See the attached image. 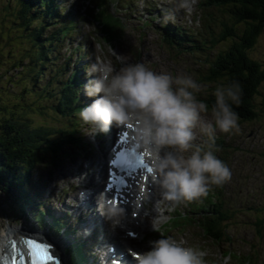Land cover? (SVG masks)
<instances>
[{
    "label": "rangeland",
    "instance_id": "1",
    "mask_svg": "<svg viewBox=\"0 0 264 264\" xmlns=\"http://www.w3.org/2000/svg\"><path fill=\"white\" fill-rule=\"evenodd\" d=\"M14 1L0 0V122L3 119L2 114L8 115L6 111L13 112L14 115L17 114L16 118H24L33 127L39 125L51 127L55 133L53 135L48 133L47 136L52 138L59 136L63 126L70 128L66 131L67 135L74 134L73 123L70 124L68 120L62 119L58 113L54 112L53 105L57 102V94H53L55 90L44 95L42 88L47 87L45 85L49 83L50 86L57 88L58 81L69 78L72 67H76L75 64H78L81 59L88 65L95 62L96 57L100 55L99 49L101 47L106 52L107 47L111 46L116 54L126 57L128 63H143L158 73L191 75L202 85V91L197 94L198 99L206 103V98L214 91V87L202 79L204 73L209 71L212 62L219 58L220 51L238 40L233 36L232 39L209 47V38L217 37L221 32H224V27L220 24L223 19L228 20L226 22L231 23L230 26L232 25L231 17L228 19L231 13H227V17H224V10L211 7L209 11L214 20L210 21L212 26V31H210L203 27L209 20L203 19L201 12L204 13L208 10L200 5V0H197L190 15L188 11L179 7L181 0H102L101 24L104 26L102 33L105 38L100 33L97 23L84 15L83 0H60L67 12L73 13L76 23L68 34L64 35V39H58L55 41L54 47H50L49 58L45 64L43 66L37 65L40 73L37 82L32 85L28 74L29 69L26 66L31 59L26 53L32 46L19 36L27 35L30 29H20L21 27L16 25L18 20L14 15L16 10ZM107 3L113 5V7L110 5V10L112 7L111 14L104 10ZM60 11L62 17L53 26L45 30L43 37L52 28L62 25L64 20L62 5H60ZM121 17L122 19H120ZM145 20L148 26L140 29ZM161 23L164 27L174 24L196 31L197 37L205 39L206 42L204 45L202 44V49L199 51H194V47L191 49L179 47L170 41L166 35L165 40L162 39L161 36L165 29L160 27ZM234 25H236L237 31L246 26L245 23L241 22ZM189 43L197 45L198 42L191 38ZM81 45L83 46L81 47ZM74 47H80L81 50L74 51ZM247 51L252 59L264 61V26L261 28L254 46ZM78 54L79 57H77ZM22 58L23 60L19 62ZM109 59L116 68L121 66L116 61L115 56L109 55ZM88 69L84 72V74L87 72L84 79L92 77ZM213 79L217 80L218 77ZM259 89L260 95L264 96V91L262 93L264 81ZM89 100L92 98L85 99L87 105L90 104ZM255 105L253 121L244 122L240 118V131L238 133L224 134L217 131V136H222L224 141L222 144L216 143L219 148L216 155L228 165L232 176L231 180L222 187H213L212 189V191H222L226 208L221 209L219 203H215V205L220 212L228 213L229 210L235 212L233 217L229 215V218L223 221L224 228H222V223H219L218 229H222L220 243L217 244L216 241L206 239L200 228L194 223L173 228V222H170L168 225H171L172 228L162 238L171 236L175 239H183L188 245H198L208 249L211 255L221 254L223 251L225 252L224 256L231 253L230 264H250V262L254 263L255 260V264H264V110L258 109L259 103L256 101ZM205 118L210 119V116ZM75 121L77 122L76 127L80 129L77 135L82 138L85 144L83 150L77 152L78 148H72L56 155L50 153L49 156L54 157L55 155V158H47L45 162H35L30 174L31 181L25 184L31 192H37V196L41 195V191H39L41 189L43 195H41L40 201L46 205H51L54 211L60 212L70 208L71 221L74 220V214L78 212L73 207L79 204L74 198L77 195H82L80 189L76 188L81 180H74V177L76 175L85 176L86 172L82 167L83 159L92 158L95 160L96 157L102 155L105 138L109 132L100 133L96 136L95 126L87 124L83 120L76 119L73 122ZM5 127L6 123L3 121L0 124V133H5ZM205 141L206 137L197 132L196 143L203 144ZM96 144L99 146L98 150L94 148ZM91 145L92 151L89 150ZM221 150L225 151L226 158H222ZM72 151L75 152L71 153ZM67 156L69 158L65 159ZM85 166L87 167V161ZM77 169L80 170L77 171ZM13 195H15V190H10L7 194L0 187V238L10 226L20 227L29 236L34 235L32 230L43 231L46 236L52 237L56 242H61V252L64 251V254L66 246L60 239L62 238L60 233L56 234L50 225L44 221L42 225H38L34 219L30 218L29 220L30 214L28 213L25 216H20L13 207ZM214 200L216 201V196ZM153 202L155 200L150 202L152 204L146 205L147 215L133 217L139 219L138 237L131 239L125 235L124 231L120 232L116 225L103 215L104 218L96 228L97 243L103 238L101 244L104 248L106 241L116 243L121 236H124L128 239L123 244V248L133 246L147 250L149 242L155 241L152 232L153 219L161 217V224H163L175 207L182 211L186 207L185 203L174 205L171 202L163 201L157 210L155 205L158 201ZM221 202H223L222 199ZM33 207H29L28 210ZM97 210L102 214L101 205L98 204ZM86 212L88 215L95 214L92 209ZM197 216L196 213L191 215L194 218ZM260 221L262 224L258 225ZM161 224L160 229L164 230L165 227ZM133 230L135 232L134 228ZM79 234L80 232L77 233V235ZM200 239H204V241L198 242ZM72 253V251L69 252V256L73 255L75 258L71 264H77L79 262L78 255Z\"/></svg>",
    "mask_w": 264,
    "mask_h": 264
},
{
    "label": "clouds",
    "instance_id": "2",
    "mask_svg": "<svg viewBox=\"0 0 264 264\" xmlns=\"http://www.w3.org/2000/svg\"><path fill=\"white\" fill-rule=\"evenodd\" d=\"M196 2L181 0L179 7L190 15ZM99 52L89 65L92 78L84 85L92 102L80 110V118L95 126L98 134L113 127L133 126L134 146L148 153L152 179L164 201L179 205L206 198L213 187L231 180L230 168L216 155V139L217 131H240V116L233 107L242 102L238 80L222 79L209 108L198 99L202 85L191 75L158 73L143 63H128L111 46L106 52L101 47ZM109 55L115 56L119 68ZM197 132L206 137L205 143H196ZM102 215L118 225L125 209L106 204ZM161 222V217L153 219V231H161ZM133 255L136 264H230L228 256L211 255L206 248L171 236L150 241L147 250Z\"/></svg>",
    "mask_w": 264,
    "mask_h": 264
},
{
    "label": "trees",
    "instance_id": "3",
    "mask_svg": "<svg viewBox=\"0 0 264 264\" xmlns=\"http://www.w3.org/2000/svg\"><path fill=\"white\" fill-rule=\"evenodd\" d=\"M14 2L16 6L14 15L18 20L16 25L18 24V26L21 27L20 29H30L27 35L19 36L28 41L32 46L26 53L31 58L26 66H28L29 79H31L33 85L37 82V77L40 73L37 65L43 66L45 64V61L49 58L48 54L51 49L50 47H54V44H56L55 41L58 39H64V35L68 34L69 30L75 25L76 20L72 13L64 10L62 25L52 28L51 31L43 37L45 30L53 26L62 17L60 3L57 2L53 6V0H15ZM199 3L208 10L204 13L202 12V17L203 19L209 20L203 27L210 31H212L210 21L214 20L209 11L211 7L224 10V17H227V13H231L228 19L231 17L232 25L230 26L231 23L226 22L228 20L225 19L220 22L224 27V32H221L217 37L210 38L212 47L219 42L232 39L233 36L238 39L230 43L231 46L220 51L219 58L212 62L209 71L204 73L202 79L212 84L214 89L222 79L227 78L229 81L238 80L243 89L242 102L239 107L235 105H233V107L235 111L238 112L240 118L243 120L251 119L255 113V100L257 98L260 99L261 97L259 106L264 109V96L260 95L259 89L264 81V61L260 62L252 59L247 51L254 46L260 30L264 26V0H200ZM102 6V0H83L84 15L97 23L101 34H103L102 29L104 27L101 24L102 17L100 8ZM105 11L109 13L107 9H105ZM238 22L246 24L244 29L239 31L236 30V25L234 24ZM162 28L165 29L163 34L166 35L170 41L174 42L178 36L176 30L180 28H171L170 26ZM102 36L105 38L104 34ZM192 37V34L183 33L182 40L184 43H188ZM178 39L181 40L180 37H178ZM177 45L182 48H192L190 46L185 47V44ZM195 49L201 50L202 46H196ZM22 60L23 58L20 59L19 62ZM80 68H83V65H80L77 69H72L69 78L59 80L57 88L50 86V83L45 85L47 87L42 88L44 95L46 93H51V90H55L53 94H57V102L53 105V109L61 118L70 119V117H73L71 116L72 113H75L78 108V86L84 83L80 78ZM216 77H218L217 80L213 79ZM212 93L213 92L206 98V103L209 105V108H211L214 103V96ZM6 113H8V115L2 114L3 119L0 122V124L3 121L6 123L5 133H0V187L5 190L7 194L10 190H15V195L12 196L14 201L13 207L19 212L20 216H25L28 213L30 214L28 216L29 220L30 218L34 219L38 225H42L44 222H47L46 216L49 215L52 218V227H50L53 229L52 231L58 234L57 232L66 224L65 217L61 216L64 218L63 222L62 218H57L52 213H48L47 210H42L40 204L35 201L37 193H32L25 184L31 181L30 174L34 167V163L38 161L45 162L47 158H55L56 154L66 149V144H75L79 140L76 135L79 129L75 130L74 134L67 135L66 131L70 128L63 126L59 136L52 138L47 136L48 133L52 135L55 133V131L51 130V127L44 125L33 127L29 125L24 118H16L17 114L14 115L13 112L7 111ZM50 153H55L54 157L49 156ZM213 198V193H211L205 199L209 204H213ZM31 206L33 208L28 210ZM189 206L190 209L188 210V206L186 205L184 211L175 207L168 219L165 220V225L172 219L176 224L178 223L172 226L173 228L184 226L186 223H196L206 239L216 241L217 244L220 243V233L222 229L217 231L219 222H222V228H224L225 224H223V221L227 220L229 215L233 217L235 212L229 210L227 213L224 211L220 212L219 210V218H214V221L211 223L207 221H203L204 223H202L198 221V218L195 220L194 217L190 216V214L195 213L194 211L198 209L200 205L189 204ZM219 206L221 209L226 208L221 204ZM186 210L187 212L185 213ZM31 212H33V216ZM177 220L179 222H177ZM256 224L258 223L256 222ZM261 224L262 222L260 221L258 225ZM171 228H168L166 231H160L157 234L167 233ZM68 233L69 230H66L65 234ZM63 237L68 240L65 235ZM71 251L73 252L72 254L78 255L79 262H77V264L86 263L87 258L85 256L84 243L69 242L68 247L65 248V254L68 255L67 253ZM250 257L252 258L253 256L251 255ZM74 258L75 257L72 255L71 259L68 260L69 264L72 263ZM255 262H250V264H255Z\"/></svg>",
    "mask_w": 264,
    "mask_h": 264
},
{
    "label": "bare ground",
    "instance_id": "4",
    "mask_svg": "<svg viewBox=\"0 0 264 264\" xmlns=\"http://www.w3.org/2000/svg\"><path fill=\"white\" fill-rule=\"evenodd\" d=\"M104 156H105V154L102 151V155L99 157H96L95 160L88 159V160L82 161L84 164L87 161V168L88 169L92 168V174L88 177L86 184L82 185V188L85 189L86 185H94L95 187H97V189L84 192V198H83V200L79 206V207L82 206L80 208V213L83 212V210L85 209L86 206H90L94 209L96 208V203H95L96 200H95V197L93 195L98 192L99 183H100V180L102 179V176H103L102 169L104 167V163H103V157ZM87 175H89V173H86V176ZM83 181H85V178L83 179ZM154 185L155 184L153 183L152 188L150 190H148L147 188L145 190H143V189H141V187L139 185L136 186L137 192H140L141 195H139V197L137 199L135 197H133L132 202L135 203L136 206L139 205L140 215H144L143 210L140 208H142V206L148 205L150 202V199L153 198V194L156 193L157 189L154 187ZM134 186L135 185H133V187ZM138 202H139V204H138ZM135 205L124 206V209H125V215L124 216H126L128 214V210H130ZM194 212L198 215L197 216L198 221L202 222V223H204L203 221H207V222L211 223L212 221H214V218H216V217L219 218V210L215 204H208V205L200 204L198 209H196ZM99 222H100V220L96 216L95 225L97 226ZM134 222H138V220H135ZM130 223H131V220H129L127 218L124 219L123 224L128 225ZM219 223H222V222L220 221ZM134 225L136 226L137 231L139 232V226L135 223H134ZM219 230L220 229H217V231H219ZM32 231H34V235H33L34 238H37L40 240L45 238L43 231H36V230H32ZM21 236L24 237V236H29V235H27L26 232H23V230L17 226H10V228L1 236V238H0V264H4V261L11 256L13 246H17L18 248H22L23 244L19 240ZM48 240L50 242V248H51L52 253L54 255L59 256L57 262H51L48 264H66V262H64V260H62V255H60L61 247L59 246V243L54 241L53 239H50V238H48ZM125 241L126 240H124V239H121V238L119 239V242L121 245H123L125 243ZM117 246L119 247L120 251H123V249H121V246L119 244H117Z\"/></svg>",
    "mask_w": 264,
    "mask_h": 264
},
{
    "label": "snow or ice",
    "instance_id": "5",
    "mask_svg": "<svg viewBox=\"0 0 264 264\" xmlns=\"http://www.w3.org/2000/svg\"><path fill=\"white\" fill-rule=\"evenodd\" d=\"M128 127H131V125H129ZM140 163L143 164L142 159H141ZM147 171L149 173H151L152 172L151 167H148ZM110 202H113V201H110ZM130 235H131V233H130ZM36 253L41 258V260H51L53 258V255H54V254H51V249L47 245H45L43 247H37ZM32 264H35V262H32Z\"/></svg>",
    "mask_w": 264,
    "mask_h": 264
},
{
    "label": "flooded vegetation",
    "instance_id": "6",
    "mask_svg": "<svg viewBox=\"0 0 264 264\" xmlns=\"http://www.w3.org/2000/svg\"><path fill=\"white\" fill-rule=\"evenodd\" d=\"M255 42H256V41H255ZM263 91H264V90H262V93H263ZM260 100H261V97H260V99H256L255 101H256L257 103H259ZM258 109H263V108H261V107L259 106ZM263 110H264V109H263ZM254 117H255V116H254ZM254 117H253V118H254ZM253 118H251V119H246V120H243V121H244V122H250V121H253V120H252Z\"/></svg>",
    "mask_w": 264,
    "mask_h": 264
}]
</instances>
